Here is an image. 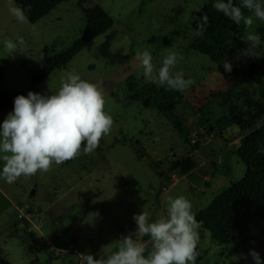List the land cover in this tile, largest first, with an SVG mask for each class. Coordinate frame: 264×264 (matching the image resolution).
<instances>
[{
	"label": "rangeland",
	"instance_id": "rangeland-1",
	"mask_svg": "<svg viewBox=\"0 0 264 264\" xmlns=\"http://www.w3.org/2000/svg\"><path fill=\"white\" fill-rule=\"evenodd\" d=\"M210 2L216 0H68L30 23L18 21L9 12V0H0V98L17 92L27 96L29 91L55 94L71 71L101 85L105 111L114 120L92 153L82 152L68 165L53 164L48 172L22 176L12 184L0 179V257L12 264H78L81 254L106 257L119 247L122 235L135 232L134 214L145 211L150 222L166 216V198L178 195L191 201L196 214L244 177L246 166L237 144L250 130L243 124L224 130L216 122L221 116L245 120L256 104H264L251 74L252 65L256 76L264 72V21L238 0L244 15L253 16L251 28L241 21V36L254 32L260 43L228 61L232 71L227 72L223 63H213L192 48L198 32L190 18ZM82 5L102 6L114 25L31 89L46 52L58 54L83 36ZM17 36L25 44L10 55L4 41L15 42ZM144 50L151 53L154 70L169 51L178 53L181 59L173 73L182 71L185 79L194 81L181 92L184 102L176 109L190 139L159 110L154 89L163 86L146 80L136 58ZM12 110L0 112V124ZM202 119L213 128L202 125ZM196 130L200 136L195 140ZM188 158L197 166L183 174L181 163ZM200 237L198 252L208 254L196 264H254L249 251L264 253V220H255L226 246L214 245L205 229H200ZM143 241L150 250L149 238Z\"/></svg>",
	"mask_w": 264,
	"mask_h": 264
},
{
	"label": "clouds",
	"instance_id": "clouds-1",
	"mask_svg": "<svg viewBox=\"0 0 264 264\" xmlns=\"http://www.w3.org/2000/svg\"><path fill=\"white\" fill-rule=\"evenodd\" d=\"M240 2L255 18L264 21V0ZM9 5V12L18 21L27 19L24 10L12 0ZM213 7L236 24L243 21L246 29L253 24V16L244 15L233 0H216ZM245 39L253 47L260 43L259 35L254 32H247ZM24 44L23 37L19 36L15 42L12 39L4 41L10 55L17 52L18 45ZM136 58L143 67L146 80L166 90L184 92L194 83L185 79L182 71L173 73L181 59L178 53L169 51L158 70H154L149 51L138 52ZM223 66L225 71H232L227 61H223ZM113 124V117L105 111L101 85L84 80L71 71L61 79L55 94L29 91L27 96L17 95L13 110L0 124V160L3 161L0 179L12 184L22 176L48 172L53 164L76 159L82 151L90 154L111 132ZM165 203L166 216L150 222L145 211L134 214L135 232L122 235L119 247L106 257L101 255L97 259L93 254H81L84 264H196L202 223L197 221L191 201L178 195L166 198ZM146 236L150 250L143 241ZM249 255L254 264H264L255 249H251Z\"/></svg>",
	"mask_w": 264,
	"mask_h": 264
},
{
	"label": "trees",
	"instance_id": "trees-1",
	"mask_svg": "<svg viewBox=\"0 0 264 264\" xmlns=\"http://www.w3.org/2000/svg\"><path fill=\"white\" fill-rule=\"evenodd\" d=\"M12 1L24 10L30 23H36L68 0ZM233 3L238 6V0H233ZM214 4L215 2L206 4L190 18L191 25L198 32L192 48L216 64L240 59L250 50L252 44L241 36L240 23L236 24L223 13L216 11ZM82 7L86 12L83 36L72 47L58 54L50 56L46 52L43 65L32 76L31 89L54 71L65 67L85 46L114 25V18L102 6L96 5L88 9L83 5ZM262 30L264 33V27ZM254 72L255 66L252 65V78L260 85L264 98V72L260 76H256ZM129 83L131 89L135 88L134 83ZM154 90L159 110L173 121L175 128L180 130L185 138L190 139V131L181 125L176 116L177 106L184 102V95L180 91L166 90L165 87ZM17 95L24 93H5L0 98V112L14 107V98ZM144 103L149 105L146 99ZM201 124L213 128L207 120L202 119ZM235 124H243L250 130L242 138V144L237 151L238 157L246 166L244 177L232 183L207 207L195 214L197 221L202 223L201 229L209 231L212 243L217 246L231 244L255 220H264V104H256L245 120L242 116H221L216 122V126L224 130ZM73 160L62 164L68 165ZM196 166V161L188 158L181 163V171L186 174ZM207 254L208 251L199 252L196 263H200ZM260 257L264 261V253ZM0 264L12 263L7 258L0 257Z\"/></svg>",
	"mask_w": 264,
	"mask_h": 264
},
{
	"label": "built area",
	"instance_id": "built-area-1",
	"mask_svg": "<svg viewBox=\"0 0 264 264\" xmlns=\"http://www.w3.org/2000/svg\"><path fill=\"white\" fill-rule=\"evenodd\" d=\"M192 134H193L192 137H193V139H195V140H196V138H198V137L200 136V133H199V131H197V130L194 131ZM237 145H238V147L241 146L240 143H238ZM75 252H78V250H75ZM78 264H84V259H82V258L80 257V261H79Z\"/></svg>",
	"mask_w": 264,
	"mask_h": 264
},
{
	"label": "water",
	"instance_id": "water-1",
	"mask_svg": "<svg viewBox=\"0 0 264 264\" xmlns=\"http://www.w3.org/2000/svg\"><path fill=\"white\" fill-rule=\"evenodd\" d=\"M263 60H264V59H263ZM212 165L216 167V162L214 161V162L212 163ZM34 193H35V192H34Z\"/></svg>",
	"mask_w": 264,
	"mask_h": 264
}]
</instances>
